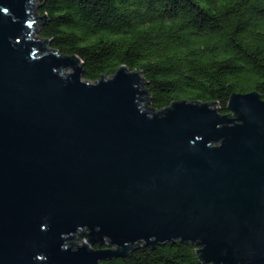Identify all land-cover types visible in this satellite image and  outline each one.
Instances as JSON below:
<instances>
[{"label":"water","instance_id":"water-1","mask_svg":"<svg viewBox=\"0 0 264 264\" xmlns=\"http://www.w3.org/2000/svg\"><path fill=\"white\" fill-rule=\"evenodd\" d=\"M41 1L0 0V264H101L176 240L202 264H264L260 93H233L227 115L185 100L153 113L142 72L90 83L34 38Z\"/></svg>","mask_w":264,"mask_h":264},{"label":"trees","instance_id":"trees-1","mask_svg":"<svg viewBox=\"0 0 264 264\" xmlns=\"http://www.w3.org/2000/svg\"><path fill=\"white\" fill-rule=\"evenodd\" d=\"M37 32L49 48L81 60L90 83L120 67L142 72L145 106L157 113L182 100L217 102L232 94L264 100V0H42ZM41 21L38 20V24ZM218 109V106H215ZM139 247L101 264H202L192 243ZM144 246V245H139ZM98 248V246H95ZM208 264V263H205Z\"/></svg>","mask_w":264,"mask_h":264},{"label":"rangeland","instance_id":"rangeland-1","mask_svg":"<svg viewBox=\"0 0 264 264\" xmlns=\"http://www.w3.org/2000/svg\"><path fill=\"white\" fill-rule=\"evenodd\" d=\"M38 25H39V24H38V21H37V23H35L34 26H38ZM33 37L36 38V37H37V33L33 34ZM72 72H73L72 69H69V70L66 71V73H68V74H71ZM85 232H87V231H80V232H78V234L75 235V238H76V239H74L71 243H72V244H76L78 241H79V242H87V239H86L85 237L80 236V235H82L83 233L85 234ZM76 245H77L79 248L82 247V243H77ZM77 246H73V247H72V245H70V247H72L73 249H77Z\"/></svg>","mask_w":264,"mask_h":264}]
</instances>
